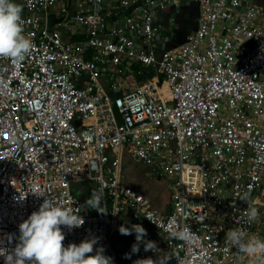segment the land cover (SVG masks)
Instances as JSON below:
<instances>
[{"label":"built area","instance_id":"built-area-1","mask_svg":"<svg viewBox=\"0 0 264 264\" xmlns=\"http://www.w3.org/2000/svg\"><path fill=\"white\" fill-rule=\"evenodd\" d=\"M192 1L195 28L167 47L157 12ZM17 2L33 46L18 62L0 57V238L14 234L11 243L4 238L8 249L18 242L19 223L50 196L70 200L84 218L71 230L61 225L62 244L95 235L113 264L119 263L110 235L128 207L126 225L140 223L146 239L185 264H246L224 237L233 227L264 236V5ZM132 75L143 78L131 81ZM121 150L166 178L167 210L122 184ZM76 181L102 189L105 212L72 193ZM41 189L43 195L34 193ZM244 192L248 202L239 198ZM248 203L260 212L251 224L243 219ZM197 214L205 219L197 221ZM184 225L192 241L168 237ZM159 249L141 244L129 258L155 259Z\"/></svg>","mask_w":264,"mask_h":264},{"label":"clouds","instance_id":"clouds-1","mask_svg":"<svg viewBox=\"0 0 264 264\" xmlns=\"http://www.w3.org/2000/svg\"><path fill=\"white\" fill-rule=\"evenodd\" d=\"M22 7L17 0H0V57L10 58L14 62L23 60L33 46L32 41L23 33ZM45 192L41 189L34 193L43 195ZM102 198V189L94 190L84 203L103 213L105 209ZM239 198L248 202V193H242ZM242 212L243 219L249 224L260 217L258 208L251 203ZM79 213L80 210H74L70 200L68 203L63 200L56 202L46 196L38 208L19 223V235L16 237L18 242L11 250L4 244V238L11 243L14 234L5 233L0 238V256L3 257L4 264H113V258L104 253L103 245L97 244L99 238L95 235L82 239L79 243L69 242L66 246L62 244L65 233L61 225L69 230L80 226L84 218ZM195 219L203 221L205 216L197 214ZM118 231L125 235L135 234L136 242L131 244L130 252L123 254L125 257L139 251L141 244L145 250L159 249L156 241L146 239L147 230L140 223H131L129 226L120 224ZM168 237L190 242L194 239V233L188 225H184L171 230ZM224 239L229 247L235 246L241 261L246 259V264H264V236L249 235L243 227H233L225 232ZM94 245L96 248L93 252ZM159 250L160 254L155 259L136 258L131 264H167L172 256L175 257L176 264H185V260L178 254Z\"/></svg>","mask_w":264,"mask_h":264},{"label":"crops","instance_id":"crops-1","mask_svg":"<svg viewBox=\"0 0 264 264\" xmlns=\"http://www.w3.org/2000/svg\"><path fill=\"white\" fill-rule=\"evenodd\" d=\"M254 3L264 5V0H252ZM198 11L197 2L181 4L178 7L169 6L165 9L159 10L156 15V22L164 26V32L167 37L166 46H172L183 42L186 39L189 31L196 26V16ZM174 16L175 23L173 26L169 24V18ZM112 17V16H111ZM110 17V19H111ZM71 39H78L77 35L68 37ZM131 81H139L137 75L128 76ZM122 171V184L128 185L141 192L147 197L154 207L160 210H167L169 208V190L166 187V178L157 175L150 170V167L141 161L132 158L126 151L121 150L119 153ZM74 183V184H73ZM70 185L71 191L77 197L86 200L91 192L97 190L95 183L92 181H76ZM73 184V185H72ZM94 211L98 212L96 209ZM132 217V210L130 207L126 208L118 215L121 224L129 223ZM264 229V227H262ZM133 240V233L127 235L121 234L118 227L111 233L110 245L120 249L116 253V259L119 264H131V258L125 257L123 254ZM124 252V253H123Z\"/></svg>","mask_w":264,"mask_h":264},{"label":"water","instance_id":"water-1","mask_svg":"<svg viewBox=\"0 0 264 264\" xmlns=\"http://www.w3.org/2000/svg\"><path fill=\"white\" fill-rule=\"evenodd\" d=\"M110 238H111V235H110ZM132 243H133V240H132V242H131L129 245H131ZM111 247H112V246H111ZM112 249H113L115 252L118 251L119 253H121V252H120V249H119L118 247L113 246ZM123 253H124V252H123Z\"/></svg>","mask_w":264,"mask_h":264},{"label":"trees","instance_id":"trees-1","mask_svg":"<svg viewBox=\"0 0 264 264\" xmlns=\"http://www.w3.org/2000/svg\"><path fill=\"white\" fill-rule=\"evenodd\" d=\"M140 78V76H138Z\"/></svg>","mask_w":264,"mask_h":264},{"label":"rangeland","instance_id":"rangeland-1","mask_svg":"<svg viewBox=\"0 0 264 264\" xmlns=\"http://www.w3.org/2000/svg\"><path fill=\"white\" fill-rule=\"evenodd\" d=\"M73 184H74V183H73ZM73 184H72V185H73Z\"/></svg>","mask_w":264,"mask_h":264}]
</instances>
